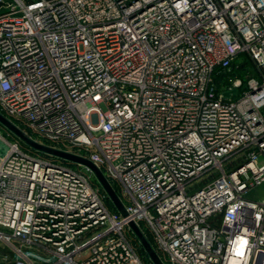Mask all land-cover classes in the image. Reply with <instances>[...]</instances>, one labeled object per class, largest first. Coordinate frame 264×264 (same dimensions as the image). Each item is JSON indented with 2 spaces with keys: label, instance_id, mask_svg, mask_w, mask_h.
<instances>
[{
  "label": "built area",
  "instance_id": "built-area-1",
  "mask_svg": "<svg viewBox=\"0 0 264 264\" xmlns=\"http://www.w3.org/2000/svg\"><path fill=\"white\" fill-rule=\"evenodd\" d=\"M0 115L126 210L0 137L6 264H264V0H0Z\"/></svg>",
  "mask_w": 264,
  "mask_h": 264
},
{
  "label": "water",
  "instance_id": "water-1",
  "mask_svg": "<svg viewBox=\"0 0 264 264\" xmlns=\"http://www.w3.org/2000/svg\"><path fill=\"white\" fill-rule=\"evenodd\" d=\"M233 92L235 93L236 89H234ZM229 95L230 93H225V96H229ZM0 122L4 124V126L8 127L10 130H12V132L30 148L43 152L47 155L57 156V157H60L66 160H70L72 162L80 163L90 168L94 172L96 177L98 178L104 191L107 193L108 197L111 199L116 209L121 213V215L126 216L125 207L123 203L121 202L117 192L113 189L110 183L106 180L102 172L92 162L80 156H77V155H74L68 152H64L61 150H57L50 146L36 142L35 140L27 136L24 132H22L20 129L15 127L8 120H6L2 115H0ZM130 226L133 229L134 233L136 234L137 238L139 239L147 255L153 262V264H163L157 252L154 250V248L152 247L150 242L147 240V238L144 236V234L141 232V230L134 223H131Z\"/></svg>",
  "mask_w": 264,
  "mask_h": 264
},
{
  "label": "rangeland",
  "instance_id": "rangeland-1",
  "mask_svg": "<svg viewBox=\"0 0 264 264\" xmlns=\"http://www.w3.org/2000/svg\"><path fill=\"white\" fill-rule=\"evenodd\" d=\"M249 68L251 69L252 73H254V69L252 68V66L249 65ZM239 76L244 80V82L247 81V75L245 72H240ZM6 120H8L10 123H12L15 127H17L18 129H20L22 132H27L28 135H34L30 129H28L23 123L18 122L12 118H8L3 116ZM0 137L3 138L5 140V144H19L20 146H23L24 148L27 147L29 148L21 139H19L13 132L12 130H10L8 127L4 126V124H2L0 122ZM4 144V145H5ZM1 142H0V149L4 150V146ZM33 149V148H32ZM47 157L53 158L50 155H46ZM55 159H57L55 157ZM61 162L64 163H68L70 165L73 166H77V167H81V165H79L80 163H76V162H72L70 160H66L63 158L59 159ZM91 181L93 183L94 186L99 187L100 190H103L102 185L100 184L98 178L96 177L95 174H93L91 176ZM120 191V190H119ZM247 197L250 199H256V200H260L264 198V185L258 186L256 188H254L253 190H251L248 194ZM108 205L112 210H115L116 207L114 206L113 202L111 201L110 198H108ZM127 235L129 236V238L133 241L134 245L137 247V249L139 250L140 254H142V257L147 261L148 264H153V262L151 261V259L149 258V256L147 255L146 251L144 250L143 246L141 245L139 239L137 238L136 234L133 231H127ZM7 247L5 246V244L3 242L0 241V264H6V261H4L1 257L5 256L8 253V250L6 249Z\"/></svg>",
  "mask_w": 264,
  "mask_h": 264
},
{
  "label": "trees",
  "instance_id": "trees-1",
  "mask_svg": "<svg viewBox=\"0 0 264 264\" xmlns=\"http://www.w3.org/2000/svg\"><path fill=\"white\" fill-rule=\"evenodd\" d=\"M115 191L119 194V189L118 187H114ZM142 255V254H141Z\"/></svg>",
  "mask_w": 264,
  "mask_h": 264
},
{
  "label": "crops",
  "instance_id": "crops-1",
  "mask_svg": "<svg viewBox=\"0 0 264 264\" xmlns=\"http://www.w3.org/2000/svg\"><path fill=\"white\" fill-rule=\"evenodd\" d=\"M264 199V198H263ZM260 200H262V199H260Z\"/></svg>",
  "mask_w": 264,
  "mask_h": 264
}]
</instances>
